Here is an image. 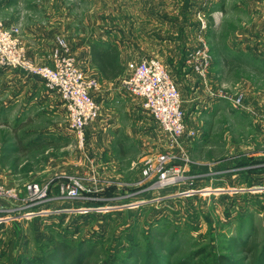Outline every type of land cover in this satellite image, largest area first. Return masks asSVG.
Instances as JSON below:
<instances>
[{
	"label": "rangeland",
	"instance_id": "1",
	"mask_svg": "<svg viewBox=\"0 0 264 264\" xmlns=\"http://www.w3.org/2000/svg\"><path fill=\"white\" fill-rule=\"evenodd\" d=\"M140 1L150 8L151 0ZM135 3L0 0V20H54L78 66L97 77L87 61L89 42L125 40ZM171 3L189 30L181 36L183 52L151 49L150 41L133 51L166 54L187 129L196 132L184 139L194 185L144 191V160L181 152L170 149L124 78L95 97L100 113L81 146L65 109L45 104L55 95L62 105L57 92L0 67V264H57L50 255L62 240L82 246V264H220V256L254 264L253 242L264 255V0ZM15 73L31 83L24 100L27 84L11 80ZM247 161L254 165L240 166ZM74 181L92 189L97 204L65 198Z\"/></svg>",
	"mask_w": 264,
	"mask_h": 264
},
{
	"label": "built area",
	"instance_id": "2",
	"mask_svg": "<svg viewBox=\"0 0 264 264\" xmlns=\"http://www.w3.org/2000/svg\"><path fill=\"white\" fill-rule=\"evenodd\" d=\"M56 44L51 54L53 65L37 64L27 53L20 27H7L0 20V67L25 72L40 79L50 91L57 92L67 110L70 128L82 146L86 140V128L100 113L95 94L101 90V83L98 77L88 76L78 66L64 38H58ZM192 57L195 59V56ZM123 83L127 93L142 101L145 111L167 135L170 149L181 152L172 154L171 151L144 160L142 171L146 179L144 191L180 185L193 186L198 176L187 174L189 158L184 149V139L186 137L193 139L196 132L187 129L182 96L171 73L160 60L141 57L126 65ZM236 103L240 104L241 99H237ZM63 193L65 198L72 200L83 202L100 200L93 197L92 189L78 181L68 184ZM35 194L39 199L44 197L37 189Z\"/></svg>",
	"mask_w": 264,
	"mask_h": 264
},
{
	"label": "crops",
	"instance_id": "3",
	"mask_svg": "<svg viewBox=\"0 0 264 264\" xmlns=\"http://www.w3.org/2000/svg\"><path fill=\"white\" fill-rule=\"evenodd\" d=\"M171 1L172 0H151L150 8L149 9L147 8L144 11L143 8L144 4L142 3V1L136 0L135 3L136 11L134 15L136 22L133 24L132 27L133 29L132 28L130 29L128 23L125 22L124 26L126 28L123 29V32L124 34L129 33V36L127 37V35H125L126 36L125 40L119 42L117 45V47L120 50V61L125 66V68L126 65L133 60H137L141 57H152V58L154 57L149 55L137 57L139 52L133 51V50H143L148 48V46L144 43V41L151 42L152 45L151 49H153L154 46V47H158V49H175L176 51L181 50L180 54L183 52V49H185V45L183 43L182 40L183 38H181V36L186 32L188 33L189 30H188V26H186L182 22L183 16L176 15V11L172 6ZM24 20H25L24 17L18 19L17 16H15L14 18L8 16L5 18L4 24L7 27H11V26L20 27L22 40L26 47L27 53L35 63L40 65L52 66L53 65V62L51 60L52 51L54 47H56L57 45L56 44L57 39L63 38L57 29L55 21L51 19L48 20L42 19L41 21L38 22L35 21L34 19V21H30V22L32 23L35 22V23L33 25H30L31 23H27V21ZM256 31L257 30H250V33H252L253 43L255 42L259 43V41L261 40V37L256 35V33H258ZM179 33H181L180 37H179ZM261 33L263 34L264 37V29L262 30ZM156 56L160 59L162 63L165 62L166 54L163 55L164 57L160 55H155V57ZM87 61L91 66L92 73L99 78L101 83V90L95 94V97L97 98H101V96L103 97L105 93L104 91H106L107 89L116 88V86H118L119 83L122 82L123 78L125 77L126 69L124 75L115 81L111 82V81L102 80L98 69L91 63L90 48H88ZM9 77L13 81L21 82L22 86H25L27 84L25 88L22 90V94H21V98L22 100H24L26 97V93H28V90H30L31 83L25 80V78L22 75H18L16 73L15 75L13 76L11 75ZM56 101H57V97L55 95H51L49 97V100H47L45 104L53 103L52 106H57L59 109L61 106L65 109L67 113L64 104L62 103V105H60ZM59 102L61 103V100H59ZM140 102H141V106L143 107L141 100ZM146 114L155 123L153 118L147 112ZM91 126L92 124H90L86 128L85 134L87 137L90 133Z\"/></svg>",
	"mask_w": 264,
	"mask_h": 264
},
{
	"label": "trees",
	"instance_id": "4",
	"mask_svg": "<svg viewBox=\"0 0 264 264\" xmlns=\"http://www.w3.org/2000/svg\"><path fill=\"white\" fill-rule=\"evenodd\" d=\"M90 46V59L91 63L98 69L100 77L104 81H115L122 77L125 73V66L120 61V50L117 46H109L101 42H89ZM250 161L240 164L241 167L248 165ZM252 163V164H251ZM250 165H254L251 162ZM250 168L249 171H251ZM89 204H97L96 202H86ZM55 249L50 255L57 264H82L81 259L83 258L82 246L76 245L72 241L62 240L55 245ZM259 245L253 242L249 248L250 251H256L257 261L254 264H263L264 255L257 251ZM220 264H233L231 258L219 257ZM8 264H35L33 261L27 262H14L10 260Z\"/></svg>",
	"mask_w": 264,
	"mask_h": 264
}]
</instances>
